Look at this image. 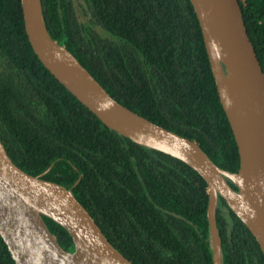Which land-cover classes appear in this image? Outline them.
<instances>
[{
    "label": "trees",
    "instance_id": "1",
    "mask_svg": "<svg viewBox=\"0 0 264 264\" xmlns=\"http://www.w3.org/2000/svg\"><path fill=\"white\" fill-rule=\"evenodd\" d=\"M239 1L264 69V0ZM43 5L51 36L111 96L197 142L221 168L239 170L190 0ZM0 137L24 171L73 189L134 264H214L206 180L182 160L109 128L61 84L31 46L21 0H0ZM44 219L65 249L74 248L66 229ZM217 222L223 264H264L256 237L222 197ZM0 264H16L1 235Z\"/></svg>",
    "mask_w": 264,
    "mask_h": 264
},
{
    "label": "water",
    "instance_id": "2",
    "mask_svg": "<svg viewBox=\"0 0 264 264\" xmlns=\"http://www.w3.org/2000/svg\"><path fill=\"white\" fill-rule=\"evenodd\" d=\"M190 1L237 142L240 168L236 172L221 168L192 139L117 101L66 46L51 36L43 0L21 3L31 46L61 84L109 128L182 160L206 180L213 260L223 264L217 222L220 197L249 228L264 253V69L239 0ZM43 176L19 167L0 137V235L16 264H134L108 239L73 189ZM45 216L72 236L74 251L59 243Z\"/></svg>",
    "mask_w": 264,
    "mask_h": 264
},
{
    "label": "flooded vegetation",
    "instance_id": "3",
    "mask_svg": "<svg viewBox=\"0 0 264 264\" xmlns=\"http://www.w3.org/2000/svg\"><path fill=\"white\" fill-rule=\"evenodd\" d=\"M70 251H74V248L70 249Z\"/></svg>",
    "mask_w": 264,
    "mask_h": 264
}]
</instances>
